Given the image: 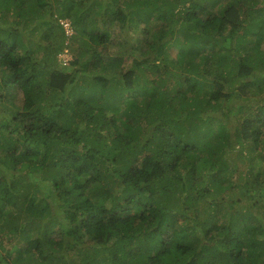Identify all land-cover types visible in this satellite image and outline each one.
<instances>
[{"label":"trees","instance_id":"trees-1","mask_svg":"<svg viewBox=\"0 0 264 264\" xmlns=\"http://www.w3.org/2000/svg\"><path fill=\"white\" fill-rule=\"evenodd\" d=\"M257 165L264 0H0V264H264Z\"/></svg>","mask_w":264,"mask_h":264},{"label":"rangeland","instance_id":"rangeland-1","mask_svg":"<svg viewBox=\"0 0 264 264\" xmlns=\"http://www.w3.org/2000/svg\"><path fill=\"white\" fill-rule=\"evenodd\" d=\"M64 21H65V24L69 23L68 20H64ZM65 29H66V32L68 34L71 33V29H70L69 25ZM113 35H115V33H113ZM75 53H76V48L74 50L71 49V48H65V49L60 50L58 55H57L58 62L61 64L62 67L64 66V68H66L67 70L71 71L73 67L69 63L71 62V60L73 58H75V56H74ZM19 98L20 99L18 100V103H19V105H22V97H19ZM243 152L245 153V150ZM247 165H248V162L245 161V160H242L240 162V165H239L240 167L239 168L246 173L247 170L243 169V168H246ZM258 168H261V171H264V167L263 166L257 165V169ZM242 206H243V202L239 203V205H237L235 209L236 210H243ZM251 213H254V212L251 211ZM263 218H264V216H263Z\"/></svg>","mask_w":264,"mask_h":264},{"label":"clouds","instance_id":"clouds-1","mask_svg":"<svg viewBox=\"0 0 264 264\" xmlns=\"http://www.w3.org/2000/svg\"><path fill=\"white\" fill-rule=\"evenodd\" d=\"M62 22V24L64 25L65 24V21H61ZM67 23V22H66ZM68 25H69V23H67ZM65 27V26H64Z\"/></svg>","mask_w":264,"mask_h":264},{"label":"built area","instance_id":"built-area-1","mask_svg":"<svg viewBox=\"0 0 264 264\" xmlns=\"http://www.w3.org/2000/svg\"><path fill=\"white\" fill-rule=\"evenodd\" d=\"M65 28H67L68 24H64Z\"/></svg>","mask_w":264,"mask_h":264}]
</instances>
